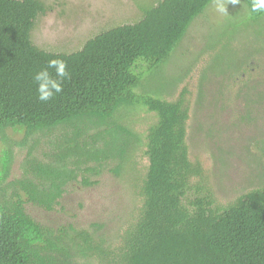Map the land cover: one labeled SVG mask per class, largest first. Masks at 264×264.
I'll return each instance as SVG.
<instances>
[{
	"label": "trees",
	"instance_id": "16d2710c",
	"mask_svg": "<svg viewBox=\"0 0 264 264\" xmlns=\"http://www.w3.org/2000/svg\"><path fill=\"white\" fill-rule=\"evenodd\" d=\"M214 1L133 0L134 19L65 52L33 41L49 9L43 0H0V264H264V78L246 77L230 91V104L241 101L230 133L255 135L230 137V151L213 153L223 166L233 154L250 168L224 200L186 140L184 90L168 100L145 86ZM251 3H237L247 13L230 33L253 26L264 34V13ZM53 59L69 77L41 102L34 76ZM241 62L215 75L230 69L231 78ZM139 107L155 116L143 134L128 116ZM13 145L25 154L20 176L9 179ZM102 178L127 199L109 231L98 221L50 226L27 211H52L71 186L99 188Z\"/></svg>",
	"mask_w": 264,
	"mask_h": 264
},
{
	"label": "rangeland",
	"instance_id": "374dc122",
	"mask_svg": "<svg viewBox=\"0 0 264 264\" xmlns=\"http://www.w3.org/2000/svg\"><path fill=\"white\" fill-rule=\"evenodd\" d=\"M43 1L49 9L37 20L32 38L38 46L53 51H73L100 29L137 16L133 0ZM218 2H212L202 16L194 19L170 60L164 65L163 75L147 78L145 86L168 100L177 99L184 90V100L189 108L186 140L192 155H197L213 174L216 189L220 186L217 194L220 200H224L230 198V190L241 187L250 168L233 154L225 155L227 161L223 166L213 153L219 154L221 148L230 151L231 146L227 142L230 137L234 142L238 136L255 135L252 128L236 129V132L230 133L227 125L241 110V101L235 100L236 97L230 104V91L246 77L264 78V46L261 45L264 34H258L255 31L258 28L253 26L248 30L238 26L230 33V22H241L247 9L243 2L244 6L223 0L227 4V14H221L217 11ZM231 15L233 18L230 20ZM240 60L242 62L238 63V71L231 78L230 69L215 75L220 68L226 69V65L230 68L231 64ZM142 90V87L138 88L137 92ZM199 91H202L201 101L198 100ZM128 116L136 130L142 134L155 120L154 114L142 107L132 110ZM12 150L9 179L20 176L25 154V149L16 145H13ZM101 180L99 188L82 187L79 184L71 186L52 211L30 205L26 206L27 211L38 221L50 226L67 221L82 224L98 221L109 231L117 214L122 212L120 206L123 207L127 199L124 198L121 186L111 183L109 178Z\"/></svg>",
	"mask_w": 264,
	"mask_h": 264
},
{
	"label": "clouds",
	"instance_id": "9594fccd",
	"mask_svg": "<svg viewBox=\"0 0 264 264\" xmlns=\"http://www.w3.org/2000/svg\"><path fill=\"white\" fill-rule=\"evenodd\" d=\"M230 3L237 4L240 0H229ZM227 4L223 0H219L217 3V11L221 14L226 13ZM251 12L253 13H264V0H252ZM48 69H55L56 76L59 79H52ZM69 73L67 72V65L64 61L53 59L48 61L47 66L38 71L34 76L36 82L37 99L41 102H47L55 96L57 93L63 91L61 81L68 78Z\"/></svg>",
	"mask_w": 264,
	"mask_h": 264
}]
</instances>
